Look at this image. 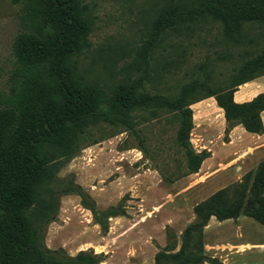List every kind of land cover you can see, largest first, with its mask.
<instances>
[{"label": "rangeland", "instance_id": "1", "mask_svg": "<svg viewBox=\"0 0 264 264\" xmlns=\"http://www.w3.org/2000/svg\"><path fill=\"white\" fill-rule=\"evenodd\" d=\"M75 1L88 28L73 58L75 73L105 103L103 114L82 128L77 151L45 169L46 184L29 213L36 242L62 260L91 251L105 256L99 264H150L155 250L176 242L169 241L173 225L197 200L184 205V194L202 184L183 176L175 112L139 102L173 98L182 85L195 82L186 98L193 105L222 87L237 90L232 86L264 77V20L247 18L241 0ZM168 5L190 13L188 29L153 34L155 16ZM203 8L202 16L191 15ZM213 8L224 14L213 17L207 12ZM27 10L26 0H0V98L11 41L28 29ZM115 96L126 107L112 115L106 101ZM83 203H92L98 217L118 204L126 215L107 219V232L101 233ZM190 247L185 250L193 253ZM159 264L177 261L160 258Z\"/></svg>", "mask_w": 264, "mask_h": 264}, {"label": "trees", "instance_id": "2", "mask_svg": "<svg viewBox=\"0 0 264 264\" xmlns=\"http://www.w3.org/2000/svg\"><path fill=\"white\" fill-rule=\"evenodd\" d=\"M26 1L28 29L18 32L11 41L12 61L6 77V92L0 98V264H99L105 258L101 253L80 251L62 260L55 257V251L36 242L37 231L29 213L38 204V191L46 184L45 169L51 161L70 157L77 151L82 128L103 114L105 102L75 73L73 58L80 52L88 30L76 1ZM241 2L249 8L245 13L247 18L264 20V0ZM204 12L205 8L191 15L202 16ZM207 12L215 18L224 14L215 8ZM189 14L166 6L155 16L153 34L166 27L179 32L188 29L185 19ZM195 84L182 85L173 98L155 96L139 102L147 101L175 112L177 145L185 156L187 171L183 176L196 173L207 156L203 151L195 153L189 143L191 103L186 98ZM234 91L222 87L203 99L213 97L222 110L224 134L236 125L248 133L262 134L259 114L264 111V93L249 102L236 104L232 102ZM106 102H110L112 115L126 107L117 96ZM82 206L90 210L101 233L107 232V219L126 215L120 204L102 212L101 217L92 203ZM192 213L194 220L182 231L179 249L167 254L174 249V243L165 247L154 255V264H159L160 258H170L177 264H201L206 259L202 254L201 231L209 217L223 221L245 216L264 227V159L239 181L195 204ZM188 246L195 254L186 252ZM210 262L216 264L214 260Z\"/></svg>", "mask_w": 264, "mask_h": 264}, {"label": "crops", "instance_id": "3", "mask_svg": "<svg viewBox=\"0 0 264 264\" xmlns=\"http://www.w3.org/2000/svg\"><path fill=\"white\" fill-rule=\"evenodd\" d=\"M238 87L232 93V102H249L257 94L264 93V77ZM189 108L192 123L190 146L195 153L203 151L207 156L201 161L196 173L191 174L202 185L196 191L184 194L187 199L182 202L184 205L193 199L197 200L188 207V215L173 225L174 231L169 241L176 242L169 253L179 249L182 231L194 220L192 207L195 204L236 182L264 159V132L260 135L248 133L236 125L224 134L223 113L213 98L201 100ZM259 118L264 130V111L260 112ZM236 168L239 169L238 173L233 171ZM174 207L179 212L177 216L180 215V208ZM201 241L202 254L206 258L201 264H211L210 260L216 261V264H264V227L251 218L239 216L217 221L209 217L202 228ZM155 254L156 250L150 264H154Z\"/></svg>", "mask_w": 264, "mask_h": 264}]
</instances>
